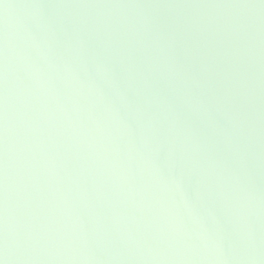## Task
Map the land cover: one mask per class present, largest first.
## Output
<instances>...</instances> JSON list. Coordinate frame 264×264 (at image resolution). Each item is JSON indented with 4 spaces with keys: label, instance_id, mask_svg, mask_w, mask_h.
<instances>
[{
    "label": "water",
    "instance_id": "1",
    "mask_svg": "<svg viewBox=\"0 0 264 264\" xmlns=\"http://www.w3.org/2000/svg\"><path fill=\"white\" fill-rule=\"evenodd\" d=\"M264 264V0H0V256Z\"/></svg>",
    "mask_w": 264,
    "mask_h": 264
},
{
    "label": "snow or ice",
    "instance_id": "2",
    "mask_svg": "<svg viewBox=\"0 0 264 264\" xmlns=\"http://www.w3.org/2000/svg\"><path fill=\"white\" fill-rule=\"evenodd\" d=\"M0 264H8L7 255L0 256Z\"/></svg>",
    "mask_w": 264,
    "mask_h": 264
}]
</instances>
